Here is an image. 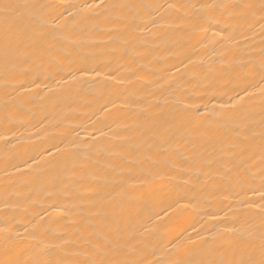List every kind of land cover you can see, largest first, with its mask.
<instances>
[{
    "label": "bare ground",
    "instance_id": "bare-ground-1",
    "mask_svg": "<svg viewBox=\"0 0 264 264\" xmlns=\"http://www.w3.org/2000/svg\"><path fill=\"white\" fill-rule=\"evenodd\" d=\"M264 0H0V264H261Z\"/></svg>",
    "mask_w": 264,
    "mask_h": 264
},
{
    "label": "snow or ice",
    "instance_id": "snow-or-ice-1",
    "mask_svg": "<svg viewBox=\"0 0 264 264\" xmlns=\"http://www.w3.org/2000/svg\"><path fill=\"white\" fill-rule=\"evenodd\" d=\"M261 264H264V261H261Z\"/></svg>",
    "mask_w": 264,
    "mask_h": 264
}]
</instances>
